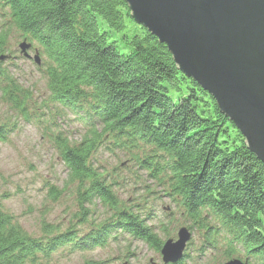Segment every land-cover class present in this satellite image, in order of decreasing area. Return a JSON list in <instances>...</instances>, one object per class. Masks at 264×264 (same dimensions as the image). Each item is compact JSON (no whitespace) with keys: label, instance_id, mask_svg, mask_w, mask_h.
Returning a JSON list of instances; mask_svg holds the SVG:
<instances>
[{"label":"trees","instance_id":"1","mask_svg":"<svg viewBox=\"0 0 264 264\" xmlns=\"http://www.w3.org/2000/svg\"><path fill=\"white\" fill-rule=\"evenodd\" d=\"M2 8L11 29L46 57L51 100L86 126L76 142L65 133L54 139L68 171L64 190L76 187L79 226L92 223L99 211L105 218L87 232L71 226L58 233L46 226L44 237L35 238L0 203V264H41L64 247L105 248L118 235L160 254L163 239L147 224L150 212H140L142 201L134 206L113 190L129 186L127 178L95 165L102 149L113 157L122 154L126 171L134 165L143 172L135 188H161L183 209L190 227L204 231L201 255L221 245V258L264 264V164L214 97L135 22L124 0H0ZM0 31L1 55L8 34ZM0 92L4 105L27 118V87L6 78ZM9 129L0 122L1 141ZM60 195L51 190L52 199ZM187 258L185 253L175 264H187Z\"/></svg>","mask_w":264,"mask_h":264},{"label":"rangeland","instance_id":"2","mask_svg":"<svg viewBox=\"0 0 264 264\" xmlns=\"http://www.w3.org/2000/svg\"><path fill=\"white\" fill-rule=\"evenodd\" d=\"M6 18L2 8L0 28H6L8 37L0 55V88L6 78L7 82L13 79L30 90L32 102L28 101L26 118L0 100V122L6 121L11 126L7 138L0 140L1 206L6 214L15 218L28 235L35 238L44 237L43 229L46 226L56 229L58 233L71 226L77 227L79 232H87L92 227L90 224L104 220L105 215L99 211L89 220L92 223L79 226L81 223L75 217L78 210L76 187L71 185L64 190L68 171L54 144L58 133H65V136L76 142L84 134L86 126L72 113L66 111L63 114L65 108L51 100L45 74L46 57L36 43L30 50L22 49L23 36L11 29ZM2 32L5 31H0ZM38 49L40 55L34 52ZM37 58L39 63L34 61ZM117 156L115 158L102 149L95 155V165L109 173L115 172V176L119 173L121 179L127 178L129 186L116 187L117 194L131 201L134 206L136 202L142 201L140 212L144 216L150 212L149 217L152 219H148L147 224L154 227L163 242H176L180 230H187L190 240L186 242L179 261L183 260L185 253L189 257L187 264H226L229 261L221 258V245L216 248L218 251L210 249L201 255L204 231L192 229L190 221L184 219L183 209L177 203H171L152 179L147 183L156 186L154 189H144L142 186L135 188L136 178H140L142 183L146 176L143 177V172L134 165H131L130 172L126 171L122 164L127 161L122 154ZM117 167L120 168L116 170ZM113 180L117 179H109L111 182ZM53 189L61 194L56 200L51 197ZM161 228H165L166 233L161 232ZM118 237L105 248L73 251L70 247H64L49 259L41 260V264H165L162 255L151 250L143 242L127 235ZM236 260L241 264H254L242 258Z\"/></svg>","mask_w":264,"mask_h":264},{"label":"water","instance_id":"3","mask_svg":"<svg viewBox=\"0 0 264 264\" xmlns=\"http://www.w3.org/2000/svg\"><path fill=\"white\" fill-rule=\"evenodd\" d=\"M124 1L178 69L214 97L264 164V0ZM189 240L183 228L176 242L167 241L164 263H177Z\"/></svg>","mask_w":264,"mask_h":264},{"label":"bare ground","instance_id":"4","mask_svg":"<svg viewBox=\"0 0 264 264\" xmlns=\"http://www.w3.org/2000/svg\"><path fill=\"white\" fill-rule=\"evenodd\" d=\"M14 32H16L17 33V31L16 30H14V29H12ZM19 35V34H18ZM25 48H26V50H30L31 48H34L35 46H34V43L33 42H30V41H28L27 39H25V38H23V41H22V43H21ZM36 54H38V55H40V51H39V49H38V51L37 50H35L34 51ZM36 63H39V58H37V59H35L34 60ZM37 67H39L38 65H36ZM113 190L114 191H116V186H114L113 187ZM88 224V223H87ZM87 224H84V225H82V226H88ZM91 225V224H90ZM169 241V240H168ZM165 243L166 242H164V244H163V246L165 245ZM162 249H163V247H162ZM162 249H161V251H162ZM212 249V248H211ZM161 251H160V254H161ZM162 255V254H161ZM162 259H163V256H162ZM232 260H236V259H232ZM229 261H231V260H229ZM228 261V262H229Z\"/></svg>","mask_w":264,"mask_h":264}]
</instances>
